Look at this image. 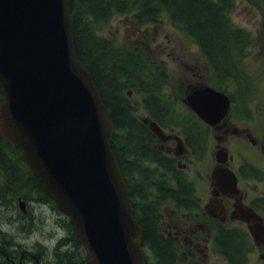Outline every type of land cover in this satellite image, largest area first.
<instances>
[{
  "label": "water",
  "instance_id": "1",
  "mask_svg": "<svg viewBox=\"0 0 264 264\" xmlns=\"http://www.w3.org/2000/svg\"><path fill=\"white\" fill-rule=\"evenodd\" d=\"M69 6L0 0V132L71 218L84 264H145L142 228L110 144L114 123L77 58ZM199 93L189 105L218 122L228 95L212 87Z\"/></svg>",
  "mask_w": 264,
  "mask_h": 264
},
{
  "label": "trees",
  "instance_id": "2",
  "mask_svg": "<svg viewBox=\"0 0 264 264\" xmlns=\"http://www.w3.org/2000/svg\"><path fill=\"white\" fill-rule=\"evenodd\" d=\"M233 5L232 0H71L70 3L77 57L91 73L118 130L111 144L130 187L135 216L143 230V242L154 254L153 261L146 256L147 264L175 263L176 244L162 232L161 207L164 201L174 196L178 198V195L176 189L166 182L156 183V193L145 186V161L161 164L163 159L172 160L154 146L155 137L151 129L135 115V107L124 90L133 85L144 88L145 102L152 108L159 85L148 77L141 60L132 52L114 49L107 39L96 33L95 26L115 13L130 9L136 11V18L142 22L165 11L178 28L200 45L218 76L228 74L239 81L243 80L242 58L246 54L247 41L245 32L230 19ZM2 100L0 83V104ZM163 103L166 107L167 103ZM152 111L156 113L155 109ZM20 154V149L4 141L0 134V172L5 177V186H0V206L11 208L16 193L25 188L34 191L38 201L53 203L56 207L55 201L44 191L42 183ZM168 168L173 171L172 165ZM149 171L150 176H155L154 169ZM183 177H176L179 192L185 195L183 198H188L189 193H194L193 187L191 183H185ZM11 223L13 225L10 226L15 227V222ZM61 224L67 228L68 234L52 240L47 247L46 262L42 264H82L87 254L73 232L70 219L63 216ZM226 239V248L232 251L235 262L248 263L246 252L241 262L242 254L236 251L240 246L239 239L232 234H227ZM15 246V233L0 227V264H15L13 261L18 256ZM31 263L37 264L34 259Z\"/></svg>",
  "mask_w": 264,
  "mask_h": 264
},
{
  "label": "flooded vegetation",
  "instance_id": "3",
  "mask_svg": "<svg viewBox=\"0 0 264 264\" xmlns=\"http://www.w3.org/2000/svg\"><path fill=\"white\" fill-rule=\"evenodd\" d=\"M179 60L181 68L187 70L185 96L181 99L186 104L188 96L208 84V65L199 56H183ZM138 90L125 89V96L130 99ZM145 105L157 119L165 116L159 94L152 108H148L147 103ZM194 115L196 117L187 125L201 124L199 137L192 139L187 128L181 129V126L178 129L173 127L176 131L163 128L164 132L157 134L156 148L172 161L163 159L161 164L152 163L157 175L153 184L167 182L173 176L178 195V198L171 199L172 212L168 218L171 223L163 228L164 234L177 245L176 254L182 255V264H221L217 254L228 264H241L235 262L232 251L226 248L227 234L239 239L240 246L236 251L242 254L241 262L245 252L249 261L245 264H251V254L264 262V105L237 104L231 98L228 112L215 124L200 122ZM209 143L214 151L207 160L209 168L203 173L198 159L202 158ZM170 165L173 172L176 171L171 172L172 176ZM144 168L146 180H150L151 167L146 165ZM180 175L193 187L194 193H189L188 198H183L185 195L179 192L177 178ZM201 183L207 186L206 198L199 191Z\"/></svg>",
  "mask_w": 264,
  "mask_h": 264
},
{
  "label": "rangeland",
  "instance_id": "4",
  "mask_svg": "<svg viewBox=\"0 0 264 264\" xmlns=\"http://www.w3.org/2000/svg\"><path fill=\"white\" fill-rule=\"evenodd\" d=\"M232 1L234 5L229 12L230 19L235 26L243 29L247 41L246 54L242 58L243 69L242 67L241 69L243 78L247 80L244 81L245 85L250 89L248 92L242 91L241 97L248 104L264 105V0ZM95 30L99 35L108 38L114 49L132 52L144 64L148 77L160 81L161 94L173 107L175 121L194 119L193 112L181 101L185 96L184 76L187 70L181 68L179 58L183 56L188 58L199 56L204 60L206 58L199 45L173 25L167 12H160L152 20L137 22L134 11L128 10L125 13L114 14L105 22L97 24ZM163 65L167 66V73L165 72L164 77H159ZM207 74V82L215 85L214 73L209 62ZM228 83L234 84L232 81ZM228 88L235 101L239 102L240 96L236 84L228 85ZM131 96L137 115L144 117L146 108L142 101L143 94L137 92ZM213 151L209 143L202 158L198 159L203 173L209 168L207 160L211 159ZM168 180L174 183L172 178ZM199 185L201 196L206 198L207 186L204 183ZM0 186H5L3 177L0 178ZM20 201L24 203L23 208H20ZM38 203L36 194L21 189L16 193L11 208L0 206V227L15 233V240L25 246L22 250L44 249L46 251L45 247L50 245L52 240L67 234L66 229L60 225L58 213L53 208L43 207ZM169 203L167 202L165 207L162 206L163 228H167L171 223L168 219L171 213V209L167 207ZM11 222H15V227L10 226L13 225ZM145 252L150 259L153 258L149 249L146 248ZM217 255L220 257L221 264H228L223 257ZM250 262L264 264L258 256L253 254L250 256ZM177 264H182L181 254Z\"/></svg>",
  "mask_w": 264,
  "mask_h": 264
}]
</instances>
